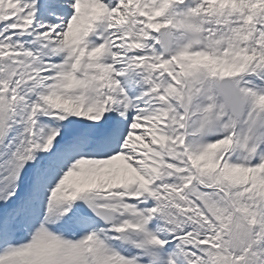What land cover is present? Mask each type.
<instances>
[{"label":"snow or ice","instance_id":"obj_1","mask_svg":"<svg viewBox=\"0 0 264 264\" xmlns=\"http://www.w3.org/2000/svg\"><path fill=\"white\" fill-rule=\"evenodd\" d=\"M0 264H264V0H0Z\"/></svg>","mask_w":264,"mask_h":264}]
</instances>
